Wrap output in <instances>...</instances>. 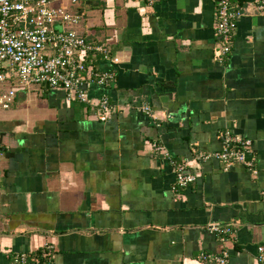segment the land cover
Returning <instances> with one entry per match:
<instances>
[{
    "label": "crops",
    "instance_id": "1",
    "mask_svg": "<svg viewBox=\"0 0 264 264\" xmlns=\"http://www.w3.org/2000/svg\"><path fill=\"white\" fill-rule=\"evenodd\" d=\"M233 2L222 59L216 0L79 3L77 30L110 50L96 68L121 60L106 89L86 86L115 109L101 120L63 89L17 84L0 109V264L47 245L53 264H264V11ZM226 132L253 141L251 167L199 156ZM178 165L195 180L178 184Z\"/></svg>",
    "mask_w": 264,
    "mask_h": 264
},
{
    "label": "built area",
    "instance_id": "2",
    "mask_svg": "<svg viewBox=\"0 0 264 264\" xmlns=\"http://www.w3.org/2000/svg\"><path fill=\"white\" fill-rule=\"evenodd\" d=\"M154 4L158 0H146ZM216 30L219 44L215 56L226 57L232 50L242 7L233 0H216ZM80 0H0V109L12 107L17 95L16 86L45 84L67 92L69 99L90 105L99 112L101 120H107L115 106L109 95L103 92L97 101L90 96L87 85L95 82L101 89L115 81L120 64L119 57H112L109 70L94 68L90 61L108 58L110 50L102 44L89 42L77 30L82 14ZM259 11H264V0H255ZM103 57H98L100 54ZM17 82V83H16ZM146 113L150 106L144 107ZM157 150L163 147L155 146ZM253 141L226 132L222 148L212 153H200L202 159L215 158L226 167L236 162L248 167L253 165L247 153L253 152ZM184 166H177V183L186 186L195 176L186 174ZM1 174V171H0ZM51 246H44L42 260H31L27 253L15 254L16 264H53ZM45 250V251H44ZM205 261L225 264L228 254L222 256L202 253ZM258 260L264 263V243L258 248Z\"/></svg>",
    "mask_w": 264,
    "mask_h": 264
},
{
    "label": "trees",
    "instance_id": "3",
    "mask_svg": "<svg viewBox=\"0 0 264 264\" xmlns=\"http://www.w3.org/2000/svg\"><path fill=\"white\" fill-rule=\"evenodd\" d=\"M100 1L101 0H81L80 2L82 3V5L83 4H86V5H89L90 7H92V8H95V7H97L99 4H100ZM88 40V39H87ZM89 41V40H88ZM90 42V41H89ZM104 56V54H100L98 57H103ZM96 63H97V61H90V63H88V65H92L94 68L96 67ZM43 253V251H40V250H38L37 252H36V254H33V255H28L29 256V258L31 259V260H42V256L41 255H43L42 254ZM13 264H16V263H14V260H13Z\"/></svg>",
    "mask_w": 264,
    "mask_h": 264
},
{
    "label": "water",
    "instance_id": "4",
    "mask_svg": "<svg viewBox=\"0 0 264 264\" xmlns=\"http://www.w3.org/2000/svg\"><path fill=\"white\" fill-rule=\"evenodd\" d=\"M252 152H249V153H247V159H249V160H251L252 159Z\"/></svg>",
    "mask_w": 264,
    "mask_h": 264
},
{
    "label": "rangeland",
    "instance_id": "5",
    "mask_svg": "<svg viewBox=\"0 0 264 264\" xmlns=\"http://www.w3.org/2000/svg\"><path fill=\"white\" fill-rule=\"evenodd\" d=\"M65 2H66V4H68L69 0H65ZM85 7L87 8L88 6H87V5H85Z\"/></svg>",
    "mask_w": 264,
    "mask_h": 264
}]
</instances>
